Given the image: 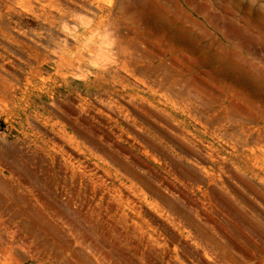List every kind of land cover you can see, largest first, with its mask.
Returning <instances> with one entry per match:
<instances>
[{
	"label": "rangeland",
	"instance_id": "rangeland-1",
	"mask_svg": "<svg viewBox=\"0 0 264 264\" xmlns=\"http://www.w3.org/2000/svg\"><path fill=\"white\" fill-rule=\"evenodd\" d=\"M0 264H264V0H0Z\"/></svg>",
	"mask_w": 264,
	"mask_h": 264
}]
</instances>
